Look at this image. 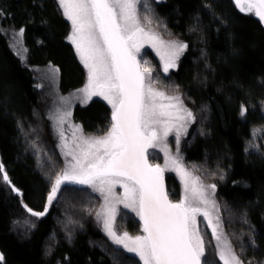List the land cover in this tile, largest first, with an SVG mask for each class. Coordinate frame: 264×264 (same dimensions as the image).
Returning a JSON list of instances; mask_svg holds the SVG:
<instances>
[{
	"label": "trees",
	"instance_id": "trees-1",
	"mask_svg": "<svg viewBox=\"0 0 264 264\" xmlns=\"http://www.w3.org/2000/svg\"><path fill=\"white\" fill-rule=\"evenodd\" d=\"M139 15L160 48L187 45L168 79L156 80L165 92L180 95L195 116L181 157L204 185H216L220 222L233 249L245 264H264V133L253 134L264 128V26L233 0H147ZM0 29V164L11 181L0 179V264H143L96 227L99 199L89 190L64 185L48 205L62 159L40 73L50 72L63 94L83 87L58 1L0 0ZM241 105L247 109L243 117ZM110 116L93 98L74 109L72 121L85 135L100 136ZM173 182L166 176L169 196L178 202L170 184L176 190L183 184ZM47 205L43 218L27 212ZM23 222L28 228L20 229ZM119 222L138 233L134 212H123ZM202 227L207 264H223L211 229Z\"/></svg>",
	"mask_w": 264,
	"mask_h": 264
},
{
	"label": "snow or ice",
	"instance_id": "snow-or-ice-1",
	"mask_svg": "<svg viewBox=\"0 0 264 264\" xmlns=\"http://www.w3.org/2000/svg\"><path fill=\"white\" fill-rule=\"evenodd\" d=\"M242 12L255 14L264 22V0H235ZM63 15L71 22L68 39L88 71L86 85L78 90L83 103L102 97L112 108V122L106 134L85 135L80 125L71 124V112L56 109L51 119L59 136L66 167L55 177L48 204L63 183L88 185L100 194L103 204L96 216L113 243L136 254L143 264H207L206 246L197 217L211 229L223 264H245L223 231L215 184L204 185L181 163L180 138L195 120L179 95H167L153 84L152 69L137 61L143 42L156 47L158 36L146 32L137 7L140 0H58ZM150 22V21H149ZM3 31V29H0ZM21 28L16 35H23ZM162 43V42H160ZM161 55L164 72L176 66L187 47L170 42ZM159 52V49H158ZM62 102L66 98H61ZM247 112L241 105V116ZM68 124L71 138L66 135ZM264 133V128L254 130ZM174 133L176 155L167 145ZM161 147L167 157L164 167L148 162V149ZM70 157V159H67ZM176 171L184 185L183 198L173 203L164 189L163 172ZM0 176L11 184L3 165ZM123 188L118 195L116 186ZM211 190V191H210ZM13 191H19L13 187ZM131 209L143 221L142 235L118 232V205ZM43 216L45 212H33ZM3 256L0 255V261ZM250 264V262H249Z\"/></svg>",
	"mask_w": 264,
	"mask_h": 264
},
{
	"label": "rangeland",
	"instance_id": "rangeland-1",
	"mask_svg": "<svg viewBox=\"0 0 264 264\" xmlns=\"http://www.w3.org/2000/svg\"><path fill=\"white\" fill-rule=\"evenodd\" d=\"M58 1V0H57ZM234 1V3H235V5H236V7L240 10V8L237 6V4H236V2H235V0H233ZM146 3H147V0H140V3L138 4V7H137V11H138V15H139V12L141 11V9H143V8H145V5H146ZM60 6V5H59ZM60 9H61V7H60ZM241 11V10H240ZM61 12H62V14H63V10L61 9ZM242 12V11H241ZM242 13H244V14H246V15H251V16H253V17H255V18H257L261 23H262V25L264 26V22H262L255 14H253V13H249V12H242ZM65 17V16H64ZM139 17H140V15H139ZM140 20H141V25H142V27H144V29H145V31L146 32H149V33H153V32H151V31H149L148 29H146L145 28V25L143 24V22H142V19H141V17H140ZM145 22V21H144ZM70 25H71V22H70ZM71 27L72 26H70V31H69V34H68V37L70 36V34H71V32H72V29H71ZM147 27V26H146ZM154 34V33H153ZM156 35V34H155ZM159 38V37H158ZM69 40V39H68ZM160 40V39H159ZM70 41V40H69ZM150 43V42H149ZM147 41H145V42H143V45H142V47H141V49H140V53L136 56V59L141 63V65H143V62L144 61H148V64L146 65L147 67H150L153 71H152V76H153V84H154V86L159 90V91H163V92H165L162 88H160L159 86H157V84H156V80H157V78L159 77V75H162L163 77H162V80H164V81H166L167 79H168V76L169 75H171V72L173 71V68H169V70H168V72L167 73H165L164 72V70H163V68H164V60H162L161 59V55H163L164 53H165V49H162V48H160L159 46H158V43L159 42H157V46L156 47H153L152 46V43H150L149 44ZM73 47H74V49H75V54H76V58H77V60H79L80 61V63L83 65V68H84V71H85V80L83 81V85L85 86L86 85V83H87V79H88V71H87V69L84 67V64L81 62V59H80V57H79V55H78V53H77V51H76V48H75V46L73 45ZM156 48V49H155ZM158 49H159V52H158ZM157 63H158V65H159V67L157 66ZM54 72V71H53ZM55 73V75H58V73H56V72H54ZM53 76H51V73L50 72H48L47 70H42V72L40 73V80H42L43 81V83H44V85H46L45 86V89L48 87L49 89H46V94L48 95V93H49V98H50V100H51V102H48L47 103V106H46V109H45V113L46 114H48L49 115V118L51 119V116H52V114H53V112L56 110V109H60L61 111H64V110H67V111H70L71 112V116L68 118V120H69V122L71 123V124H74L73 123V121H72V113H73V111H74V109L76 108V107H83L84 105H85V103H83L82 102V98L78 95V91H75V92H68L67 94H63V93H60L59 92V90H58V87L57 86H53L52 85V82H53ZM83 86V87H84ZM82 87V88H83ZM167 95H176V94H169V93H167V92H165ZM180 96V95H179ZM95 98H99V99H102L103 100V98L102 97H99V96H94ZM181 97V96H180ZM61 98H66V100H64L63 102H62V100H61ZM93 98V97H92ZM182 99V98H181ZM183 101V100H182ZM183 104H184V102H183ZM50 105V106H49ZM48 106H49V108H48ZM75 125V124H74ZM64 128H65V130H66V135L69 137V139L71 138V130H69V128H68V124H65L64 125ZM188 131H189V125H188V127H187V131H186V133L185 134H183L182 136H181V138H180V143H179V155H180V157H181V154H180V151H181V148H182V146H183V142L185 141V137H186V135H187V133H188ZM50 132H51V137H52V139H53V142L54 143H57V145H58V147H59V145H60V140H59V136H58V134H57V132H56V129H55V124H54V120L53 119H51V129H50ZM257 134V133H256ZM255 134V135H256ZM167 145H168V148H169V151L172 153V155L173 156H175L176 155V140H175V134L174 133H172V134H170L168 137H167ZM169 143L171 144V146H169ZM59 151L61 152V159H62V169H64L65 167H66V158H65V156H64V154H63V151L61 150V148L59 147ZM148 156H149V159H153V161H155V165H160L161 167H164V165H165V161H166V159H167V157H166V155H165V152L162 150V148L161 147H157V148H153V150H152V152H150L149 154H148ZM67 159H70V157H68ZM181 163H182V165L186 168V166H185V163H184V161H183V159H182V157H181ZM152 164V163H151ZM154 165V164H153ZM187 169V168H186ZM164 175H165V177L166 176H169L170 177V180L173 182V180H175L173 183H175V184H183V182L181 181V178H180V176H179V174L176 172V171H173V170H170V169H166L164 172ZM177 181V182H176ZM64 186V185H63ZM63 186H61V187H63ZM69 186V185H68ZM119 185H117L116 186V188H118L119 190H121V192L120 191H118V192H120V194L122 195L123 194V188L122 187H118ZM61 187H60V189H61ZM170 190L171 191H173L174 193H178L179 194V198H180V200L183 198V192H184V185H183V187L180 185L179 187H178V190H176L173 186H172V183L170 184ZM51 191V190H50ZM90 191V190H89ZM93 191V190H92ZM92 191H90V192H92ZM96 194H94V193ZM92 193L95 195V196H97L98 195V193L97 192H95V191H93ZM58 195V192H57V194H56V198L58 197L57 196ZM55 198V199H56ZM55 199H53V201L55 200ZM98 199H99V206H98V209H97V211H99L100 210V208H101V205L103 204V199H102V197L100 196V194H99V196H98ZM214 199L215 200H217V197L214 195ZM180 200H178V202L180 201ZM52 201V202H53ZM174 201H176V200H174ZM217 203V202H216ZM49 205V204H48ZM50 205H52V204H50ZM118 209H119V211H118V215H117V219H116V224H115V226H116V228H117V230L118 231H120V232H127V231H125L124 230V228L123 227H121L120 225V222H119V219H120V216H122V213L123 212H128V213H133V211L131 210V209H129V208H125L124 206H123V204H120V205H118ZM97 211H96V213H97ZM135 213V212H134ZM135 216L139 219V216L135 213ZM37 218H39L40 219V217H37ZM94 221H95V225H96V227L101 231V232H103V234H106L107 235V233L105 232V230H104V228H103V224H102V222H100V221H98V219H97V216H96V214H95V218H94ZM202 221H203V217H200V216H198L197 217V227H198V229H200V231H201V234H202V236L204 235L203 234V232H204V227H202ZM61 225H62V227L64 228L66 225H65V223L63 224V222L61 221ZM140 225V224H139ZM20 229H22V228H28V226H26V224H25V222H23L22 224H20ZM123 229V230H122ZM208 232H209V228H205ZM129 235H131V236H136V235H142L143 234V232H142V227L141 226H139V231H138V233H136V234H134V233H130V232H127ZM112 243H113V241H112ZM114 244V243H113ZM114 246L115 247H118V248H120V246H118V245H116V244H114ZM125 251V250H124ZM127 252V251H126ZM129 253V252H128ZM132 255H134V256H137L136 254H134V253H131ZM0 255H1V253H0ZM138 257V256H137ZM140 259V258H139ZM0 263H1V261H0ZM143 263V262H142Z\"/></svg>",
	"mask_w": 264,
	"mask_h": 264
},
{
	"label": "flooded vegetation",
	"instance_id": "flooded-vegetation-1",
	"mask_svg": "<svg viewBox=\"0 0 264 264\" xmlns=\"http://www.w3.org/2000/svg\"><path fill=\"white\" fill-rule=\"evenodd\" d=\"M67 20V19H66ZM67 22L69 23V27L71 26L70 25V21L69 20H67ZM71 29H72V27H71ZM149 43V42H148ZM150 44V43H149ZM156 46H157V44H156ZM156 49V48H155ZM79 63H80V61L79 60H77ZM80 65H81V67H82V77H83V81L85 80V71H84V68H83V65L80 63ZM83 83V82H82ZM84 86V85H83ZM82 89V88H81ZM93 98H95V97H93ZM92 98V99H93ZM96 99V98H95ZM97 99H99V98H97ZM102 103H103V105H105L107 108H108V110H111V112H112V108H111V106L105 101V100H102V99H99ZM111 118H112V116H110ZM71 135V134H70ZM169 146H171V144L169 143ZM152 150H153V148H149V150H148V154L150 153V152H152ZM63 185H69V186H72V187H75V188H78V189H85V190H90V191H92V188H90L88 185H80V184H74V183H67V182H65V183H63L61 186H63ZM119 187V186H118ZM115 191H116V193L118 194V195H121L120 194V192H121V190H119L118 188H115ZM118 191H120V192H118ZM93 192V191H92ZM94 193V192H93ZM95 194V193H94ZM96 195V194H95ZM97 196H99V193H98V195ZM41 212H45V208H44V210L43 211H41ZM47 212H48V208H47V211H46V213L43 215V216H40V218H43L46 214H47ZM139 223H140V221H139ZM118 232H120V231H118ZM103 233V232H102ZM105 236H107L111 241H112V239L108 236V235H106V234H104ZM118 248V247H117ZM119 249H121V250H124L122 247H120Z\"/></svg>",
	"mask_w": 264,
	"mask_h": 264
},
{
	"label": "water",
	"instance_id": "water-1",
	"mask_svg": "<svg viewBox=\"0 0 264 264\" xmlns=\"http://www.w3.org/2000/svg\"><path fill=\"white\" fill-rule=\"evenodd\" d=\"M137 61H138V60H137ZM148 150H149V149H148ZM147 155H148V154H147ZM148 162L151 164L149 158H148ZM152 165H153V164H152ZM163 184H164V189H165V191L168 193V190H167V183H166V178H165L164 174H163ZM18 193H19V191H18ZM168 198H169V200L172 201L173 203H176V202H174L173 200H171V198L169 197V194H168ZM26 210H27V209H26ZM27 211H28V210H27ZM32 211H33V210H32ZM33 212H35V211H33ZM28 213H29L30 215H32L31 212L28 211ZM139 221H140V225H141V227L143 228V221L140 219V217H139Z\"/></svg>",
	"mask_w": 264,
	"mask_h": 264
}]
</instances>
